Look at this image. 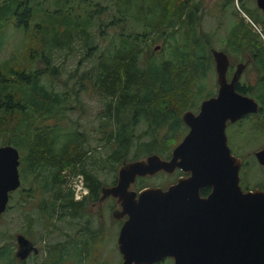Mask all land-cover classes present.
I'll return each mask as SVG.
<instances>
[{"label":"trees","instance_id":"obj_1","mask_svg":"<svg viewBox=\"0 0 264 264\" xmlns=\"http://www.w3.org/2000/svg\"><path fill=\"white\" fill-rule=\"evenodd\" d=\"M229 1L232 3L224 0L220 6L226 8ZM201 4L200 0H0V49L12 25L24 32L26 55L23 61L0 59V144L18 148L22 181L25 172L34 182L43 179L45 198H50L42 203L46 211L49 204H56L66 211L60 212L59 218L68 211L72 217H81L88 201L97 200L104 185L90 166L94 155L87 158L88 134L80 128L79 120L73 123L68 114L83 107L82 92L88 80L104 96L99 130L111 149L106 156H99L102 167L116 175L124 159L152 152L170 156L188 129L181 112L197 109L200 99L216 91L207 88L216 28L201 27ZM239 6L253 23H260L264 32V16L242 0ZM258 30L244 16H232L221 38V49L248 54L247 65L255 70L254 82L239 80L236 89L253 96L259 109L229 123L226 133L233 152L242 155L245 162L240 167V183L244 188L264 189V173L252 184L250 171L245 170L264 166L232 143L236 131L248 130L259 138L264 134V40ZM59 51L78 54L75 68L61 89L55 86L61 65L53 60ZM85 62L90 64L81 69ZM49 118L52 122L43 123ZM246 119H251L248 127ZM77 172L83 174L89 188L88 196L81 200L73 198L68 185V176ZM178 174L180 171L172 174L173 180ZM146 177L138 176L132 186L142 188ZM21 190L25 197L33 196L32 182ZM208 190L202 188L201 194ZM83 228L88 238L97 234L88 221ZM26 231L31 232L30 225ZM88 238L72 242L76 264L86 260ZM67 243L62 239L50 244L53 252L49 248L48 264H63L71 257L62 253L69 249ZM1 254L8 257L4 264L17 259L9 247L0 245Z\"/></svg>","mask_w":264,"mask_h":264},{"label":"water","instance_id":"obj_2","mask_svg":"<svg viewBox=\"0 0 264 264\" xmlns=\"http://www.w3.org/2000/svg\"><path fill=\"white\" fill-rule=\"evenodd\" d=\"M264 12V0H255ZM158 48V46H156ZM216 92L204 97L197 112H181L187 132L171 149L170 157L152 152L144 157L122 160L116 183L101 186L100 197H115L121 208L115 218L126 215L116 240L120 264H151L162 256H172V264H264V189H243L239 183L242 158L228 144L227 123L258 110L253 96L236 89L250 56L235 63L228 77V54L211 47ZM264 164V145L254 151ZM19 150L0 144V213L8 204L10 192L20 184ZM179 176L166 188L131 185L138 176L172 172ZM210 186L207 195L200 189ZM24 256L33 248L19 237ZM35 248V247H34ZM36 249V248H35Z\"/></svg>","mask_w":264,"mask_h":264},{"label":"rangeland","instance_id":"obj_3","mask_svg":"<svg viewBox=\"0 0 264 264\" xmlns=\"http://www.w3.org/2000/svg\"><path fill=\"white\" fill-rule=\"evenodd\" d=\"M223 1L224 0H200L203 9L201 27L208 30L216 28V34L214 35L215 39H213L214 47L223 48L221 40L226 35V28L230 25L232 16L235 18L240 15L244 16L246 20L252 23V27L255 30L259 31L258 29H260L261 32L259 34L264 40V32L261 30L260 23H253L248 15L240 9L239 0H232V3L229 1L226 8L220 6V3ZM242 1L249 8L255 9V12H258L260 16H264V12L257 7L255 0ZM24 37L25 35L22 29L13 28L12 25L9 26L0 49V59L12 57L14 58L12 61H23L26 57L24 44H22ZM227 52L226 53L230 59V65L232 64L231 69L227 71V75L230 77L235 67V63L241 60L242 57H244V54L231 49H228ZM77 58L78 54L70 53L64 55L63 51L54 53V63L61 65L59 68V78L55 80V86L57 88H64L63 81L67 79L68 74L75 68ZM87 64L88 62L83 63L80 68H85ZM249 65L250 64L243 69L239 79L240 81L254 82L256 76L255 70ZM75 79L76 77H74L73 80H68V83L73 84ZM207 81L209 83L207 88H212L215 91L216 77L214 65L212 70H210ZM85 83L87 87L82 92L83 107L68 111V114L73 120V123L78 119L80 122V128H83L88 134V143L90 147L86 154L87 158L94 155L93 163L90 164L94 173L104 184H110L114 181L116 175L112 171L102 167V159L99 158V156H106L111 149V144L102 138L103 134L99 130L101 122L100 112L103 109L104 96L98 94L93 89L91 81L88 80ZM253 120H255V117ZM44 122H52V120L49 118L43 121V123ZM241 127V125L237 126V128ZM139 128V131L142 130L144 125ZM99 138H101V140ZM252 138L253 137L249 134L248 130L243 132L236 131L235 135L232 136V143L239 151L245 152L246 150H255L264 143V134L261 136V141L258 144H249L248 140ZM249 159L252 160L251 155H249ZM245 170L250 171L249 180L252 184L258 178L263 177L264 168L257 165H253L252 168H246ZM19 175L20 184L13 192H11L6 209L0 213V245L5 248L9 247L12 256L14 255L17 257V259L13 258V263L9 264H48L50 262V255L48 256L49 248L51 253L53 252V248L50 244L62 239L68 241L67 244L69 245V249H66L64 246L66 251H62L63 255H71L70 258L64 259L62 263L76 264L75 257L77 255H75L76 253L75 249L72 247V242L75 239L76 241H80L82 238H88V233L83 228L85 221H88L92 232H97L94 237L97 238V241H90L88 246L89 251L84 254H87L85 258L86 260H83L82 264L120 263L122 258L116 246V238L121 220L114 218L111 214L114 205V200L111 196L105 197L102 201L101 209L98 210L101 214L95 212V208L90 212L89 204L82 211L83 215L81 217H72L69 214L70 211H68V213L63 214V216L59 218L58 214L60 212H66L64 209L56 204H49L47 211L42 207V203H48L50 200V198L49 200L48 198H45L47 194L42 186L43 179L40 178L38 182H34L31 178V174L25 172L24 181H22L20 172ZM146 176L149 177H146L145 185L161 186L173 180L172 175H166L160 171L154 175ZM31 182L33 186V196L25 197V191L22 192L21 188H29ZM46 212H49L50 215H47ZM29 225L31 232L28 234L26 230ZM21 235L25 236L33 246V248H30L22 257L18 255V252L23 249V245L19 240ZM62 246L63 245L59 247ZM83 252H85V250L82 251V253ZM7 259L8 257L5 254H1L0 264L6 263ZM21 260H23V263H20Z\"/></svg>","mask_w":264,"mask_h":264},{"label":"flooded vegetation","instance_id":"obj_4","mask_svg":"<svg viewBox=\"0 0 264 264\" xmlns=\"http://www.w3.org/2000/svg\"><path fill=\"white\" fill-rule=\"evenodd\" d=\"M246 55H248V54H246V53H244V59L242 60V61H244L245 60V57H246ZM240 61V60H239ZM250 61V60H249ZM238 62V61H237ZM230 66V65H229ZM217 87V86H216ZM216 92V91H215ZM215 93H213L212 95H214ZM203 99V98H202ZM202 99H200V101L202 100ZM256 100V99H255ZM200 101H199V104H200ZM259 104V103H258ZM198 109H199V106H198V108L197 109H195V110H193V111H195V112H197L198 111ZM259 109V108H258ZM249 114V113H248ZM246 115V114H245ZM244 115V116H245ZM243 117V116H242ZM241 117V118H242ZM240 119V118H239ZM251 119H246V121H245V127H248L249 126V121H250ZM237 121V120H236ZM235 122V121H234ZM229 123H232V122H229L228 121V123H227V126H228V124ZM226 129H227V127H226ZM188 130V129H187ZM187 132V131H186ZM226 132H227V130H226ZM227 134V133H226ZM261 138H259V137H253L252 139H249L248 140V143L250 144V143H256V144H258L261 140H260ZM227 140H228V136H227ZM228 144H229V142H228ZM264 145V143L260 146V147H258L257 149H259V148H261L262 146ZM229 146H230V144H229ZM231 147V146H230ZM257 149H255V150H257ZM231 150H232V148H231ZM255 150H251V151H249V150H247L246 151V153H249V154H251V155H253L254 157H255V155H254V151ZM232 152H233V150H232ZM235 155H238V154H236L235 152H233ZM238 156H240L241 158H242V163L244 162V159H243V157H242V155H238ZM170 156H168V157H165V158H169ZM256 158V157H255ZM242 163H241V165H242ZM245 163V162H244ZM257 163L260 165V166H264V164H261V163H259L258 161H257ZM241 167V166H240ZM177 171H180V174H178L177 176H176V178H175V180H172L171 182H169V183H167V184H165V185H161V187L164 189V188H166L169 184H171V183H173V182H175L176 181V179L179 177V176H181V175H187L188 173L187 172H183L180 168H175L172 172H166V171H160L161 173H164V174H166V175H172V174H174V173H176ZM239 172H240V169H239ZM239 175H240V173H239ZM241 182V175H240V181H239V183ZM114 183H116V176H115V182ZM110 184H113V183H110ZM133 185V184H132ZM131 185V187H133ZM240 185H241V187L243 188V189H247V188H249V187H246V188H244L243 187V185L240 183ZM204 187H208L209 188V190L207 191V193L206 194H201V189L202 188H204ZM204 187H202L201 189H200V194L201 195H207L208 193H209V191H210V186H204ZM254 187H256V186H254ZM254 187H250V188H254ZM134 188V187H133ZM136 189V188H135ZM263 189V188H262ZM15 190V189H14ZM14 190H12L11 192H13ZM138 190V189H137ZM11 192L9 193V194H11ZM88 194H89V192H88ZM88 194L85 196V197H87L88 196ZM100 194H101V191H100ZM84 197V198H85ZM99 197H100V195H99ZM99 197H98V199L97 200H93V201H88V204L87 205H89L90 204V208H89V211L90 212H92L93 211V208H95V212H98V210H100L101 209V203H102V201L105 199V198H103V199H99ZM112 197V196H111ZM113 198V200H114V205H113V207H112V211H113V209H115L116 207H118V208H121L120 207V205L116 202V199H115V197H112ZM112 211H111V214H112ZM98 213H100L101 214V212H98ZM113 216V215H112ZM114 218H115V216H113ZM127 216L126 215H124L123 217H120V218H116V219H120L121 220V223H120V226H119V228H118V233H119V229H120V227H121V224H122V222H123V220L126 218ZM118 233H117V237H118ZM116 240H117V238H116ZM88 241L90 242V241H97V238H89L88 239ZM116 246H117V244H116ZM120 253V252H119ZM121 254V253H120ZM120 263H121V261H120ZM119 263V264H120ZM173 263V257L172 256H169V255H166V256H162V257H160L159 259H157V260H155L154 262H152L151 264H172ZM144 264V263H143Z\"/></svg>","mask_w":264,"mask_h":264},{"label":"built area","instance_id":"obj_5","mask_svg":"<svg viewBox=\"0 0 264 264\" xmlns=\"http://www.w3.org/2000/svg\"><path fill=\"white\" fill-rule=\"evenodd\" d=\"M68 185L71 188L72 196L75 200L83 199L89 192L83 174L80 172L68 176Z\"/></svg>","mask_w":264,"mask_h":264}]
</instances>
